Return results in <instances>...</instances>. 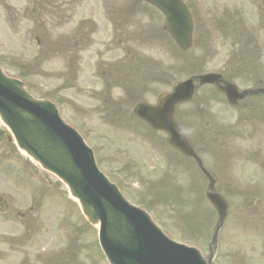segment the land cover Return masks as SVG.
Segmentation results:
<instances>
[{"label": "rangeland", "instance_id": "1", "mask_svg": "<svg viewBox=\"0 0 264 264\" xmlns=\"http://www.w3.org/2000/svg\"><path fill=\"white\" fill-rule=\"evenodd\" d=\"M107 1L113 4L118 3L119 7L129 9L127 5H129L130 0H87L89 4H97L96 8L98 9H100V4L106 5L105 3H107ZM2 2L3 3L0 5L1 65L7 73L19 76L11 58H22L24 61L30 62L33 56L35 58V54L39 48L33 39L31 26L38 21V13L34 14L31 11L32 6L29 5L28 0H3ZM186 2L192 11L195 24L199 25L198 39L194 41V46L189 53L176 55L175 48L171 46V50L165 44L161 46L162 48L157 47L156 42L149 41L153 35L155 36V28L152 23L150 24L148 16L133 15L128 17V20H132L130 23L132 28L128 31L130 32L131 30L135 33L132 35L137 36L140 40L131 36L129 38L130 41H126L127 44L125 46H120L119 44H115L114 39L112 42L114 43V47H111V52L104 55L102 59L89 60L84 57L81 61L82 68L78 73V78H81L85 83L88 82V80L90 81V84L88 83L89 85L85 87L87 91L86 95L72 90H68L66 93L57 92L58 90H56L55 87L58 83L55 81L58 80L59 74L57 75V71L60 69L58 68L60 67L58 66V60H51L50 62L45 60L41 61V69L34 75H28L27 81L30 88L32 87L34 91L42 95L40 97L50 92L54 95L52 99L58 104L62 117L77 130H80V134L94 151L95 158L100 168H102L114 182L118 183L119 187L133 204H139L148 211L153 220L169 237L195 246L199 245L198 247L201 248L204 256L207 258L208 254L202 248H205V245H207L206 240L208 235L212 232L214 220L212 224L209 225V229L204 238L202 231L199 229V232L193 231L190 226L187 225V219L191 218L195 214V211L201 213V210L196 205V198L192 197V199L189 200V195L185 193L188 190V180H190L192 174L193 178L190 180L191 184L194 189L195 187L197 188L199 182L197 174L193 172L192 169L190 172L188 167L186 168L179 163V166H176V172L172 178L173 190L168 193L166 190H170L171 188L167 189L162 187L159 189L158 186L162 184L166 177L165 174H162L163 170L160 168L161 165L165 164V160L160 157L159 151L153 148L150 156L145 152L143 142H140L141 137L134 133H123L120 129H117L116 126L108 124V126L113 129L116 128V130L121 131L117 132V137L110 138L109 135L104 133L106 132L105 128H111L106 126L93 111L96 105V97L100 96V92L97 93V90L101 86L100 81L94 76L96 64L99 63V68L109 61L120 62L128 58L132 52H137L144 56L143 60L145 62V67L149 71L156 69V72H160L159 64L161 65V61L167 65L173 64L172 69L174 75L170 76V80L173 81L185 79L189 75L196 73L214 71L229 73L230 70L227 71L228 67L226 65H228V61L230 60H232L234 64H241L242 69L264 70V58H259L258 45L256 43V41L259 42L261 39L260 33L264 26L263 17H258L257 21H255L254 18H248L246 13H248L250 9L242 0H186ZM224 2H229V4L235 3L238 13L242 17L240 20L253 34L251 38L252 41L247 46L246 56L241 57L240 52H237L236 48L233 49L231 47V41L225 40L222 35L223 33H218L216 31L215 24L222 12ZM11 14H16V24L13 26L9 22V16ZM47 14L48 13L43 14L41 18ZM147 15H149L148 12ZM209 16L213 17V20ZM51 17L53 22L55 17L53 15H51ZM46 19L47 18L44 20ZM255 23H258V33L254 26ZM201 24H203V26L205 25V29L207 24L209 26L208 29L212 32V37L209 39L207 45H205L207 37L202 31ZM53 29L55 33L60 32V28ZM107 33L106 30H102L99 35H101L102 39H106ZM125 49L128 50L129 53H126ZM209 49H211V53H208ZM205 51L206 53H204ZM132 65L133 60L131 59L128 62V67ZM153 65L155 67H153ZM137 66L141 67L139 63ZM198 67L199 69H197ZM235 80L241 85L247 84L246 78L244 77L237 76ZM150 83V75L145 74L143 94L150 88ZM163 84L165 85L167 83ZM164 85H152L150 88L151 95L148 94V97L145 96L146 99H154L158 92L169 89V87ZM96 93L97 96L95 97ZM112 93L117 96L120 95L121 92L120 89H115ZM59 97H66L67 103L63 102ZM71 101L80 104L83 109L82 111H85L83 117H79V109H74V103ZM98 103L99 99H97V104ZM80 106L78 105V107ZM99 106L100 103L97 107ZM258 108H262V105L258 106ZM199 111H202V114L205 116L204 119H209L210 127L218 129H223L225 127L226 132L231 131L233 127H235L241 134H237L236 136L228 135L225 142L221 145L225 146L223 150L219 143H216L215 146L208 147L205 145L206 140H197L191 137L192 141L201 148L199 151L206 167L211 171L216 168L215 166L223 162L232 170L236 166L238 170H233L232 172L234 173H230L233 179L232 186L230 187L229 183L227 188L230 187L231 189L233 188V190L236 188H241V190L254 189L258 184L256 181L250 183H247V181L246 183L241 182V179L246 178L248 174L242 171L245 170L244 167H240L250 163L254 164L253 160L249 159V157L251 158L253 155L252 151L249 149L251 148L250 145L258 149L257 142L261 140L264 142V124H258V129L256 127V131L251 134H248V132L253 128V122L251 126L248 122L241 119L240 124L238 123L237 126L235 122L238 121L239 115H236L235 109L226 103L220 93L214 92L212 86L198 88L191 101L179 105L177 108L176 119L181 123L185 122L187 131L192 135H195L196 132L188 126V123L200 122L204 124L203 120H199L200 117L195 115ZM260 112L264 113L262 110ZM260 128L262 129L260 130ZM131 136L137 137V139H132ZM127 139H130V142ZM122 145L129 149L134 148L132 152L124 151V160L122 157L118 158L119 153L117 152L122 148ZM219 146L221 152L217 153ZM5 149V144L3 146L0 145V154L5 155ZM230 150L231 152L225 153V151ZM8 152L9 160L7 163H4V167H9L8 170L11 171L16 169V167L20 165V161L27 166L24 159L19 157L13 147H8ZM213 152L219 154V157L214 159L215 154ZM12 158L20 161L15 160L14 162L16 163L12 165ZM1 160L6 159L0 158V161ZM27 161L29 162V160ZM123 164H130L135 167L132 169V171H134L132 172V176H126L123 171L118 169V167ZM11 166L12 168H10ZM29 166L35 168V175L39 179L41 178V180L33 176L31 172L29 173L21 170V173L17 176V188L6 193L7 200L5 204L8 208L12 201L18 200L14 206L20 211L24 209L25 211H23V219H21L19 212L20 216H18L17 213L14 215L15 213L13 211H10L8 215H4L3 211L0 210V264H20L22 260L25 262L23 264H39L28 262L36 259L38 261L58 262L66 258L71 259L75 264H107V260L98 243L97 230L82 218L79 207L56 182V178L42 171L35 165L29 164ZM239 170L241 171L237 172ZM138 177H141L142 182L138 181V179H134ZM252 178L255 177L250 174L249 179ZM217 179H219V186L224 184L223 176H217ZM1 181L7 183L2 173L0 174V185ZM151 181L152 185L149 188ZM204 185L205 183L202 180L201 188H203ZM154 188H158V190H153ZM227 188H221V191L228 193L227 198H229L228 201L233 214V212L239 210L237 208L239 202L238 199L233 196L234 191H229ZM161 189H165L164 193L169 197L170 203L167 204V206L158 198ZM257 189L264 190V186L262 185V188L258 187ZM174 190L178 191L179 194L186 195L187 198L175 197L173 193ZM189 190H191L190 186ZM49 193H52L53 197L50 196L48 200L47 197ZM155 198L158 199L160 203L153 204V207H147L145 201ZM256 200L257 197L254 196L252 206ZM190 205H192V207ZM253 207L254 208L250 207L247 212H250L249 216L258 219V221L251 219L250 223L256 222L259 223L260 226L258 225L255 229H245L244 231H238V229H233L232 226H230L228 229L231 232L225 236L226 240L219 239L217 241L218 247H222V254H219L218 251L215 262L227 264L228 260L230 264H264V253L259 251L262 242L258 241V239H264V218H258L260 215L256 213L255 206ZM196 222V227L199 228L203 223L202 214L197 217ZM30 223H32L31 226ZM66 224L68 226H66ZM24 226H29L30 228H24ZM23 228L25 229L24 231L22 230ZM63 228L64 231H61ZM60 231L66 234L62 238ZM17 232H21L23 235L27 236L32 232L31 240L34 245L29 247L30 242L27 241L23 243L26 245V248L22 247L23 244L19 245L17 248L11 246L10 243H12L13 239L16 243H19L21 240V233L17 234ZM256 233L258 236H248V234ZM71 236H73L72 240H70ZM51 237L55 239H49ZM71 241H73V243H71ZM66 243H71V247L66 253H63V249L67 247V245L65 246ZM56 244L64 245L60 247H58V245L54 246ZM59 251H62V255L59 254ZM223 255L226 256L227 260Z\"/></svg>", "mask_w": 264, "mask_h": 264}, {"label": "water", "instance_id": "2", "mask_svg": "<svg viewBox=\"0 0 264 264\" xmlns=\"http://www.w3.org/2000/svg\"><path fill=\"white\" fill-rule=\"evenodd\" d=\"M149 1L157 5L166 15L178 7L183 12L177 0ZM172 31L174 32L173 29ZM176 38L179 45L187 46L189 30ZM210 80L209 75L201 78L202 82ZM11 86L12 81L0 75V113L14 131L19 145L69 184L73 194L81 199L84 211L88 215L97 217L105 212L103 216H113L108 222L113 242L109 243L107 248L112 264H204L194 249L170 242L142 211L127 205L115 189L95 171L91 156L79 138L67 128L61 130L56 120L48 116L47 107H43V110L29 107L24 99L25 105L22 106L18 103L20 96ZM190 91L189 81L176 85L174 92L161 96L156 108L150 109L149 112L157 114L167 110L174 102L186 99ZM14 103L12 112L5 109ZM21 111L27 112V116H22ZM40 112H45V115ZM15 121H17L16 128ZM161 125L169 129L172 139L180 141L173 125ZM24 127L30 128L35 133L37 139L35 144L40 151L21 143V139L26 136ZM43 131H46L51 138L47 139L43 136ZM210 199L222 216L225 208L223 202L216 195H210Z\"/></svg>", "mask_w": 264, "mask_h": 264}, {"label": "bare ground", "instance_id": "3", "mask_svg": "<svg viewBox=\"0 0 264 264\" xmlns=\"http://www.w3.org/2000/svg\"><path fill=\"white\" fill-rule=\"evenodd\" d=\"M18 103L21 104L22 106L25 105V103L23 101V98H21V97L18 99ZM16 117L18 119V116H16ZM14 127L15 128L17 127V121H15ZM24 132L26 133V136L21 139V143L24 144V145H30L31 147H34V148L38 149V147L35 144V142L37 140L36 136H35V133L30 128H27V127H24ZM43 136H45L47 139L51 138V137L48 136L46 131H43ZM104 214H105V212H102V213H100V216H103Z\"/></svg>", "mask_w": 264, "mask_h": 264}]
</instances>
